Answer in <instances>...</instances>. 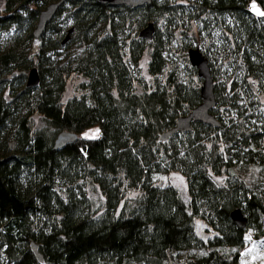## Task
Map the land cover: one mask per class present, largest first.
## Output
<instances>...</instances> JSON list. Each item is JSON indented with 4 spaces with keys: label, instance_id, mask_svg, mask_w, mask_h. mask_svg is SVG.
Masks as SVG:
<instances>
[{
    "label": "trees",
    "instance_id": "16d2710c",
    "mask_svg": "<svg viewBox=\"0 0 264 264\" xmlns=\"http://www.w3.org/2000/svg\"><path fill=\"white\" fill-rule=\"evenodd\" d=\"M58 1L6 0L0 31H27L36 39L41 12ZM254 3L264 11V0H152L140 7L71 0L39 38L38 65L17 50L0 54V148L12 151L0 156V264H168L178 255L186 256L185 264H237L248 231L264 238V183L239 174L254 166L264 177V105L256 94L264 97V15L254 13ZM180 16L216 26L232 45L239 71L237 80L218 82L216 68L200 50L214 79L210 113L220 126L195 122L191 131L163 139L202 103L201 87L171 74L169 86L150 89L137 71L152 48L150 75L165 72L168 42L159 21L166 19L173 31ZM66 23L72 26L63 36ZM150 23L155 32L148 41L141 32ZM71 44L80 54H56ZM191 46L188 57L197 49ZM30 67L40 77L33 88L25 71ZM72 73L89 82L85 94L64 102ZM7 82L11 101L3 94ZM35 113L44 127L33 128ZM10 125L15 131L6 149L2 134ZM96 127L98 137L83 136ZM62 132L78 139L55 149ZM171 172L186 178L188 203L173 185L157 183ZM224 174L219 184L214 175ZM83 181L103 194L101 213L92 208ZM127 189L141 196L126 199ZM235 210L246 217L245 228L232 219ZM197 219L215 234L200 237Z\"/></svg>",
    "mask_w": 264,
    "mask_h": 264
},
{
    "label": "rangeland",
    "instance_id": "374dc122",
    "mask_svg": "<svg viewBox=\"0 0 264 264\" xmlns=\"http://www.w3.org/2000/svg\"><path fill=\"white\" fill-rule=\"evenodd\" d=\"M171 3L175 4H187V0H168ZM255 6V7H254ZM254 13L261 15L264 13L262 8L254 3L252 5ZM6 9V0H0V13L5 15ZM206 15L204 16V18ZM179 26L171 29L170 34V25H168L166 19L162 18L159 21V27L166 32L163 36L168 42L167 49L164 52L166 60L168 61V66L163 74L158 77L151 76L149 73V63L151 61L152 48H148L145 52L138 69L139 78L146 84L150 89H154L157 84H163L164 86H169L171 74H175L178 77L179 81L186 83L191 87H201L203 80L198 76L197 70L193 67L189 61L187 45H192L191 47L199 48L208 59L211 61L213 66L217 70L218 82L226 81L232 82L237 80V75L239 71V66L232 54V45L226 40L222 39L221 32L216 28V26H211L206 28L202 22L195 20L189 21L188 16L178 17ZM71 23L65 24V36L67 30L71 28ZM170 34V35H168ZM75 33L73 34L74 37ZM134 35V34H133ZM72 42V41H71ZM69 47V48H67ZM40 48L39 39L31 40L29 38V33L27 31H20L13 29L12 31H0V54L10 51L17 50V53L23 54L29 58V61L32 65L39 64L38 51ZM189 48V47H188ZM69 53H74L78 55L81 52V49L78 48L76 44H71V46H64L63 49H60L56 54L66 56ZM61 56V57H62ZM55 58V57H54ZM30 67L26 71L28 77ZM21 70H16L13 68V72L17 73ZM89 80L83 75L78 73H72L66 77V90L63 94V101L67 102L69 99L74 97H81L86 92V84ZM250 83L253 84V81L250 80ZM135 87L137 91L143 92L144 85L142 83L136 82ZM256 88V83L253 85ZM11 83L7 82L5 85L4 96L8 101H11ZM172 89H170L171 91ZM258 100L261 104L264 105V97L259 93ZM262 105V106H263ZM261 106V108H263ZM23 107L22 114L26 115L28 109ZM31 124L34 129L42 128L45 126V121L38 114L35 113L31 116ZM50 129V128H48ZM52 130V129H50ZM14 127L10 125L8 130L2 134V142L7 140L6 149L11 147V142L9 140L10 135L14 134ZM100 130L98 127L90 129L83 133L84 137H98ZM12 151L6 152L5 146L3 145L0 148V156L9 155ZM239 174L241 178L252 181L257 178L264 183L263 174L256 171L254 166H245L242 169H239ZM215 180L219 184H224L226 175H214ZM157 183L160 185H173L180 193L181 197L188 203L189 202V193H188V183L186 178L179 172H171L164 175H159L157 177ZM83 187L86 189L87 195L91 201L92 208L101 213L104 207L105 198L100 190L95 187L92 183L83 181ZM141 196V192L138 189H127L126 190V199H135ZM197 231L200 237L209 238L215 234V231L209 228L204 222L197 219L196 220ZM241 258L237 264H264V238H255V233L250 230L246 236V244L242 249H239ZM186 256L178 255L176 258H173L169 261L168 264H185Z\"/></svg>",
    "mask_w": 264,
    "mask_h": 264
},
{
    "label": "water",
    "instance_id": "95a60500",
    "mask_svg": "<svg viewBox=\"0 0 264 264\" xmlns=\"http://www.w3.org/2000/svg\"><path fill=\"white\" fill-rule=\"evenodd\" d=\"M71 0H60L58 2H54L50 4L45 10H43L40 14L38 26L35 29L34 36L36 39H39L49 21L57 13L58 9L65 2ZM100 4H110L112 6L116 5H127L133 7H140L145 4H150L152 0H97ZM155 32L154 23H150L142 32L141 37L145 38L148 41L153 39ZM73 33V29H70L67 35L65 42L70 39L71 34ZM189 60L191 65L195 67L198 71V75L203 80V84L201 86V96L202 103L196 107L188 116L181 117L177 120V126L172 129L170 132L163 135V139H166L172 133L178 132H189L192 130V124L195 122H201L204 124H208L211 126L219 127L220 124L214 118V116L210 113L211 110L216 105L215 99V91H214V79L211 73V68L209 65V61L202 54L199 48L191 49L189 51ZM40 82L39 72L36 68L32 69L29 77H28V87L33 88L36 87ZM78 139V135L76 133L71 132H62L58 135L55 141V149H63L68 144L75 142ZM234 222L241 228H245L247 225V219L243 215L241 210H235L231 214ZM37 257L40 262L43 261L42 256L37 252V247L33 246Z\"/></svg>",
    "mask_w": 264,
    "mask_h": 264
},
{
    "label": "snow or ice",
    "instance_id": "6c2138e0",
    "mask_svg": "<svg viewBox=\"0 0 264 264\" xmlns=\"http://www.w3.org/2000/svg\"><path fill=\"white\" fill-rule=\"evenodd\" d=\"M255 7V6H254ZM261 15H264V13H260Z\"/></svg>",
    "mask_w": 264,
    "mask_h": 264
}]
</instances>
